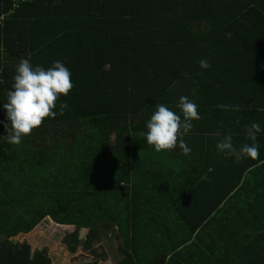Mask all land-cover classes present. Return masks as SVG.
I'll use <instances>...</instances> for the list:
<instances>
[{
    "label": "trees",
    "instance_id": "1",
    "mask_svg": "<svg viewBox=\"0 0 264 264\" xmlns=\"http://www.w3.org/2000/svg\"><path fill=\"white\" fill-rule=\"evenodd\" d=\"M22 58L60 60L73 88L57 101L62 115L18 145L0 140V264H54L48 249L13 240L46 219L75 227L71 253L82 229L94 257L103 233L122 239L115 264H264V0H0V102ZM181 96L200 116L189 131L245 137L259 123L257 158L218 185L175 184L186 163L142 133L156 104L180 114ZM218 105L230 110L221 122ZM169 191L174 213L153 210ZM199 191L203 212L184 216Z\"/></svg>",
    "mask_w": 264,
    "mask_h": 264
},
{
    "label": "clouds",
    "instance_id": "2",
    "mask_svg": "<svg viewBox=\"0 0 264 264\" xmlns=\"http://www.w3.org/2000/svg\"><path fill=\"white\" fill-rule=\"evenodd\" d=\"M199 67L207 69L210 65L201 59ZM70 77V71L60 60L53 61L49 67L44 68L41 65L33 66L29 59H20L15 66V74L5 100L0 102V110L5 114V120L0 121V126L4 129L0 140L9 145H18L24 137L41 126L45 118H54L58 112L62 115L68 106L60 102L57 111V101L60 97H66L73 88ZM177 108L180 114L163 104H156L155 111L146 121V131L142 135L154 151H166L178 146L183 154L190 153V147L180 137L189 132L193 120L200 119L197 105L187 97L181 96ZM244 131L250 143L242 144L237 149L232 143V137L224 135L216 143V150L233 156L236 162L257 158L259 146L256 139L262 131L261 126L259 123H252L246 125Z\"/></svg>",
    "mask_w": 264,
    "mask_h": 264
},
{
    "label": "crops",
    "instance_id": "3",
    "mask_svg": "<svg viewBox=\"0 0 264 264\" xmlns=\"http://www.w3.org/2000/svg\"><path fill=\"white\" fill-rule=\"evenodd\" d=\"M229 111L230 110H228L227 108H219V110L215 114L216 120L221 122L222 117H225L226 115L228 116ZM204 115L208 117V113ZM203 121L204 120L202 118L199 123H205ZM229 129H231V126L229 127ZM239 133L242 134L241 131H189L187 134H182L180 139H182L184 143L188 147H190V153H188L187 155L183 154L182 150H180L178 146L165 151L169 153L170 156L173 155L176 156L178 160H182L180 162L186 163V167L188 168V174H184L182 178H180L181 181L185 183L176 182L175 184H182L184 185V187L189 189L196 187L197 185L199 186L200 184L205 185L211 183L213 185H218L219 182H222L224 180V176L234 178L238 173L239 168L245 166L246 161L241 160L239 162H236L233 156L219 153L216 150L215 145L220 139H222L224 135H230L232 137V143L237 149L242 144H245L246 141L247 143H250V141L247 140L246 136L244 137V134L238 135ZM240 138L244 139L245 143H235V139ZM253 160L254 159L248 158L247 164H250L251 162H253ZM215 168L219 170L216 171ZM202 196L206 195L199 191L195 192L193 197L184 199L182 201V205L184 206V216L197 217L198 215L196 213V207H199L198 209L200 213L203 212L204 208H202L201 206ZM177 200L178 196H176L173 191H169L167 198H162L161 202L158 200L157 202L152 204V209H157L162 212L171 211L172 213H174L175 209L180 204V200ZM114 238L120 243V259H122L125 253L124 244L122 242V239L118 240L116 236H114ZM91 255L94 257V254ZM100 258L102 257H94V259L100 260V264H106L105 261L107 260H103ZM115 263L116 262H114V264ZM54 264H61V262H54Z\"/></svg>",
    "mask_w": 264,
    "mask_h": 264
},
{
    "label": "rangeland",
    "instance_id": "4",
    "mask_svg": "<svg viewBox=\"0 0 264 264\" xmlns=\"http://www.w3.org/2000/svg\"><path fill=\"white\" fill-rule=\"evenodd\" d=\"M75 232L73 226H62L55 223L51 219H46L40 223L36 229L29 234L18 236L13 240L16 242H27L31 245L32 250L48 249L49 256L54 262L61 264H84L93 261L94 257L89 251L83 249V244L88 235V230H80L79 239L82 241L77 252L71 253L68 251L64 240L67 235ZM1 241V240H0ZM92 250L95 252V257L106 259V264H114L120 259V243L114 236L108 233H103L100 239L94 240ZM93 257V258H92Z\"/></svg>",
    "mask_w": 264,
    "mask_h": 264
},
{
    "label": "built area",
    "instance_id": "5",
    "mask_svg": "<svg viewBox=\"0 0 264 264\" xmlns=\"http://www.w3.org/2000/svg\"><path fill=\"white\" fill-rule=\"evenodd\" d=\"M262 68L264 69V65L262 66Z\"/></svg>",
    "mask_w": 264,
    "mask_h": 264
},
{
    "label": "water",
    "instance_id": "6",
    "mask_svg": "<svg viewBox=\"0 0 264 264\" xmlns=\"http://www.w3.org/2000/svg\"><path fill=\"white\" fill-rule=\"evenodd\" d=\"M19 236H23V235H19Z\"/></svg>",
    "mask_w": 264,
    "mask_h": 264
}]
</instances>
